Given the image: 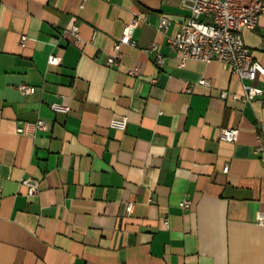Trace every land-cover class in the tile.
<instances>
[{
	"label": "crops",
	"instance_id": "crops-1",
	"mask_svg": "<svg viewBox=\"0 0 264 264\" xmlns=\"http://www.w3.org/2000/svg\"><path fill=\"white\" fill-rule=\"evenodd\" d=\"M0 1V264H264V98H235L243 83L218 60L180 65L158 23L167 14L175 34L181 0ZM134 16L136 44L108 65ZM242 34L264 66V17ZM38 119L43 129L17 131Z\"/></svg>",
	"mask_w": 264,
	"mask_h": 264
},
{
	"label": "built area",
	"instance_id": "built-area-1",
	"mask_svg": "<svg viewBox=\"0 0 264 264\" xmlns=\"http://www.w3.org/2000/svg\"><path fill=\"white\" fill-rule=\"evenodd\" d=\"M1 4V1H0ZM182 8L187 9L189 14L181 22L179 29L173 35H168L167 30L171 19L167 14L160 15L158 31L167 37L168 45L178 52L180 65L184 66L188 59H199L205 62L218 60L231 67L243 83L244 92L242 95L234 94L235 98H241L245 102H251L256 98H264V87L257 84H247L245 79L255 80L257 77H264V66L252 54V49L245 43L243 30L256 26L258 18L264 17V0H181ZM139 23V16H134L122 29L121 35L113 42V52L109 53L106 63L110 66L118 65L122 56V45H135L133 40V30ZM72 37L71 42L78 44L81 40L78 24H73L65 30ZM26 35H22L21 44H24ZM151 51L156 52V63L161 65L164 56L159 52L158 45L152 43ZM48 62L56 64L59 57L50 55ZM131 74H137L138 68L129 69ZM208 85L209 80L201 78L198 81ZM18 89L22 94L33 93L36 89L34 85L21 83ZM226 91L221 95L225 97ZM54 109H66L58 103H51ZM111 125L119 129H125L127 125L126 117H113ZM45 123L42 119L28 121L23 126H19L20 133L34 134L37 130L43 129ZM238 128L223 127L219 132V138L226 141H235L238 137ZM258 140L264 139V122L261 121L257 130ZM264 146L260 142L257 150H263ZM225 170L228 169L226 165ZM22 182L27 186V193L35 195L39 190L37 180L26 177ZM179 205L188 208L190 200L184 199ZM133 204H128L131 211ZM260 222L264 224V214L260 215ZM168 223V220H167Z\"/></svg>",
	"mask_w": 264,
	"mask_h": 264
}]
</instances>
